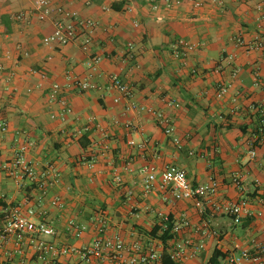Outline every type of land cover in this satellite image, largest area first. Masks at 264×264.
I'll use <instances>...</instances> for the list:
<instances>
[{
  "label": "crops",
  "instance_id": "obj_1",
  "mask_svg": "<svg viewBox=\"0 0 264 264\" xmlns=\"http://www.w3.org/2000/svg\"><path fill=\"white\" fill-rule=\"evenodd\" d=\"M34 1L0 0V54L10 55L0 75V125L7 123V130H0V166L13 162L30 142L24 157L36 173L33 181L0 172V232L6 214L32 207L35 219L51 224L56 234L26 235L20 242L8 238L0 247V264H120L114 252L86 262L78 253L55 254L38 243L81 249L101 235V220L106 237L117 235L127 246L152 244L161 255L164 246L150 233L172 217L181 227L178 239L193 242L188 253L203 245L186 264H209L217 250L229 256L264 248V138L256 157L249 154L264 118V0H221L201 8L186 1L169 7L166 0H49L52 7L96 21L87 36L89 52L80 46L84 36L65 46L44 44L56 15L39 20ZM18 13L26 19L16 20ZM179 42L194 49L182 48L177 57ZM12 71L16 75L10 78ZM111 74L132 87L136 105L171 120L173 133H165L155 113L128 109L129 101L109 86ZM70 75L99 88L79 93L70 86ZM55 84L64 88L71 113L49 100ZM222 84L230 88L218 98ZM82 156L95 166L81 162ZM48 164L57 168L59 180L44 195L39 182L51 179ZM147 165L157 168L149 193L141 171ZM169 166L185 170L194 187L215 179L217 194L203 199L201 207L192 199L176 200L161 180ZM225 200H247L253 215L235 224L213 209ZM70 221L84 227L81 236ZM185 221L188 226H182ZM226 258L218 264H227Z\"/></svg>",
  "mask_w": 264,
  "mask_h": 264
},
{
  "label": "built area",
  "instance_id": "obj_2",
  "mask_svg": "<svg viewBox=\"0 0 264 264\" xmlns=\"http://www.w3.org/2000/svg\"><path fill=\"white\" fill-rule=\"evenodd\" d=\"M185 1L193 4L197 8H201L209 4L221 3V0H166V3L167 6L171 7L173 5H180ZM1 11L2 9L0 6V16L2 13ZM33 11L35 12L37 18L42 21L49 19L53 15H56L54 19V32L43 39L44 44L65 46L80 40V38L84 36V39L80 42V46L85 52L90 51V45L87 36L90 35L97 26L95 20L90 18H82L77 11L64 6L52 7L49 0H35ZM14 18L18 21H24L26 19V13L15 14ZM130 48H132V45H130ZM182 48L185 49V52H190L194 49V46L184 42L177 43L174 45V52L177 57L182 54ZM129 57L132 58L133 56L130 55ZM8 58H10L9 53H6L5 55L0 54V75H2L6 70L4 61ZM91 59L94 63L93 70L95 72L97 70L95 65L99 61V58L94 56ZM15 75L16 73L12 71L10 72L9 77L13 78ZM69 77L71 80L70 86L79 93L94 91L99 88L96 83H93L88 78H81L74 75H70ZM109 83L111 89L117 90L119 93H121V96L124 99L129 101L128 109H138L141 111H148L153 114L155 113L159 123L164 127L165 133L167 135L173 133L174 127L171 123V120L161 113H157L150 108L138 106L132 101L133 89L128 83L123 81L119 75L111 74L109 76ZM229 88V85H220L217 89V97L221 98L225 96L229 91ZM31 91V89L28 90V92ZM63 93L64 88L59 84H55L49 94V100L52 102H60L62 105H65L64 111L65 113L69 114L71 113V107L68 106ZM115 102H119V99L116 98ZM125 127L131 128L132 126L130 124H125ZM0 130L1 132L7 130L6 122H3L0 125ZM260 133L262 136L261 139L264 138V118L261 119ZM254 142H252L249 150V154L252 158H255L257 155ZM176 143L179 142L176 141ZM129 144L135 145L136 143L135 141L130 140ZM30 145V142L23 144L19 148L16 159L11 163H5L1 165L0 172H9L11 175L16 177V179L28 177L35 181V169L33 165L24 157V153L28 150ZM140 147H144V144H141ZM106 149L108 150V148ZM80 161L91 168L95 166V163L93 161L87 160L86 156H82ZM125 169L130 170L129 167H126ZM141 171L145 176L143 181L144 191L145 193H149L152 190L156 180L157 168L154 165H147L144 166ZM47 174L51 176V179L39 182V189L44 195L47 193V188L59 180V172L53 164H48ZM161 180L164 186H170L172 188L173 195L176 200L192 199L195 201L198 207L202 206L203 199L216 195L219 189V184L215 179H211V181L206 185H201L198 187L192 186V184L188 181L186 171L175 166H169L164 169L161 172ZM115 181L121 185L122 177L117 175L115 177ZM234 182L238 184L239 180L235 178ZM53 204L57 205L58 201L54 200ZM213 209L219 214L231 216L235 224H241L245 217L253 215L247 200H242L239 202L226 200L217 203L215 202L213 203ZM43 214L44 211H40L39 215L42 216ZM36 215L37 211L32 207L28 208L26 213H22L19 209H17L6 214L4 219L5 224L0 232V247L2 246V242L13 236L18 242H20L26 235L31 237L39 235H55L56 232L54 227L46 221H37L35 219ZM166 220L167 218H164V221ZM100 223L101 225L99 229L101 235L95 239L91 245L85 246L81 249L62 248L58 250L53 244H47L40 241L38 243L40 246H45L46 249L55 254H68L69 252L78 253L80 258L86 262H90L92 258H100L105 251L114 252V258L120 264H153L154 262L161 260V255L158 254L157 249L152 244L145 247L140 242H135L131 246H127L124 240L117 235L113 237H106L104 235L106 221L101 220ZM69 224L70 227L75 230L76 236H81L84 227L79 226L74 221H70ZM188 225L189 223L185 221L182 226ZM180 228L181 227L175 226L174 232H179L181 230ZM191 246H193V242L191 240H174L172 243V248L170 249L171 258L178 264H186L189 259L195 256L199 249L203 248V245H199L195 247V251L188 253L186 249ZM226 262L227 264H264V248H260L255 252L245 249L238 254H231L227 256Z\"/></svg>",
  "mask_w": 264,
  "mask_h": 264
},
{
  "label": "trees",
  "instance_id": "obj_3",
  "mask_svg": "<svg viewBox=\"0 0 264 264\" xmlns=\"http://www.w3.org/2000/svg\"><path fill=\"white\" fill-rule=\"evenodd\" d=\"M115 8V7H114ZM117 9V8H115ZM261 117L259 120V125L255 131L256 139L254 145L257 146L261 140ZM174 220L172 217H168L166 221H162L158 224L150 233L153 238L160 240L164 246V250L161 254V264H178L171 258L170 249L172 248V243L174 240L178 239L177 234L174 232ZM171 242V243H170ZM227 255L223 254L220 251H215L213 257L210 260L209 264H218L220 260L225 259Z\"/></svg>",
  "mask_w": 264,
  "mask_h": 264
}]
</instances>
